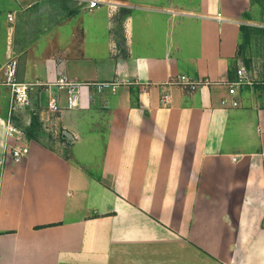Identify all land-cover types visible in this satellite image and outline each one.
<instances>
[{
  "label": "crops",
  "instance_id": "obj_1",
  "mask_svg": "<svg viewBox=\"0 0 264 264\" xmlns=\"http://www.w3.org/2000/svg\"><path fill=\"white\" fill-rule=\"evenodd\" d=\"M107 1L0 0V54L16 21L17 78L42 82L12 120L35 119L20 161L0 103V264H264V34L253 84L221 104L253 1ZM181 73L211 82L163 84ZM61 75L118 84L68 109Z\"/></svg>",
  "mask_w": 264,
  "mask_h": 264
},
{
  "label": "built area",
  "instance_id": "obj_2",
  "mask_svg": "<svg viewBox=\"0 0 264 264\" xmlns=\"http://www.w3.org/2000/svg\"><path fill=\"white\" fill-rule=\"evenodd\" d=\"M86 7L88 9L95 8L100 4L107 3V0H85ZM10 16V14H9ZM15 63L13 61L12 68H9L8 75L6 77V83L11 86V108L10 115L7 117V129L6 134L9 138L7 142V151L8 154L14 161H20L27 153L29 152V146L26 143L27 138L24 131L17 127L12 121V109L19 108L29 104L30 90L37 83L32 82H21L16 81L14 78L15 72ZM9 66V67H10ZM236 75L232 80L227 81L228 84V93L231 95L230 98L224 97L221 99L222 105H237L238 99L235 97L240 88L246 85H252L254 80L247 68V66L242 63L240 60L236 65ZM211 81L208 78H199L194 79L187 74L181 73L173 78L165 81L163 84H178L184 89L195 90L200 86L209 84ZM39 84V83H38ZM92 84L97 92L103 91L106 87L114 88L115 84H118L116 81H78L74 79H68L65 75H61L55 81L48 83V85L56 86L57 89L65 88L67 90V95L65 99V108L71 109L80 105L81 96H82V87L85 85ZM169 92L164 90L160 101L163 104H167L169 101ZM47 107L51 112L60 111L63 106L60 103V97L58 95H52L48 100ZM12 140V141H10Z\"/></svg>",
  "mask_w": 264,
  "mask_h": 264
},
{
  "label": "rangeland",
  "instance_id": "obj_3",
  "mask_svg": "<svg viewBox=\"0 0 264 264\" xmlns=\"http://www.w3.org/2000/svg\"><path fill=\"white\" fill-rule=\"evenodd\" d=\"M253 1V9H252V14L255 18H257L258 21H256L255 24L248 26L247 29H245V33L243 34V39L241 42V46L239 48V52H238V56H239V60L244 63L245 65H250L251 63V56L253 54V52H255L258 49V45L256 44L255 46H253V42L258 40V38H260V36L263 34V31L260 29V27H264V0H252ZM47 13H49V11H47ZM35 14V13H34ZM33 16V15H32ZM27 17V15H26ZM29 18V16H28ZM30 21L33 19H29ZM35 21V20H34ZM11 25H13V31L10 34L9 37V42L11 46H14L17 48L15 49L14 52H11L10 55L7 57V53H3L2 55L0 54V103H4L6 101V104L8 105L7 107V116H9L10 114V108H11V86L9 84H7L6 81V77L8 75V71L9 68H12V64L13 61H16L15 63V72H14V78L16 81H21V82H32V83H40L41 81L38 79V77L36 78H32L30 80H19L17 78V67L18 64L20 63V56L21 54L18 53V50L22 49L23 47H25L26 42H30L33 40V36L32 34L29 35V37L25 36V35H21V29L20 28H16L17 24L16 21L15 23H10ZM248 33V35H247ZM7 32H4V34H2V36L0 35V41H1V45L5 48V46L7 45ZM245 37L248 38V40L245 39ZM3 39V40H2ZM248 41V43L244 44V42ZM244 44V45H243ZM5 54V55H4ZM23 54H25L23 52ZM22 54V55H23ZM11 65V66H10ZM10 66V67H9ZM19 70V68H18ZM23 71V70H22ZM42 83V82H41ZM35 84L36 86H39ZM35 85L33 86V88L30 90V98H29V104L25 105V106H21L19 108H15L12 109V120L13 117H17V114L20 112V109H28V112L32 111H36V104H37V97H35V93L32 94V91L37 89L35 87ZM37 92V91H36ZM24 114H22V116H20L21 120L18 121V123H15V125L19 128H21L25 135L28 134L29 131H31L32 126H30V124H25V120H24ZM17 119H19L17 117ZM41 122V121H40ZM39 123V122H37ZM37 125V124H36ZM42 126V125H41Z\"/></svg>",
  "mask_w": 264,
  "mask_h": 264
},
{
  "label": "trees",
  "instance_id": "obj_4",
  "mask_svg": "<svg viewBox=\"0 0 264 264\" xmlns=\"http://www.w3.org/2000/svg\"><path fill=\"white\" fill-rule=\"evenodd\" d=\"M243 29H245V26H244V25H243ZM260 29L263 31V34H264V27H263V28L260 27ZM34 114H35V113H33V119L36 117ZM34 120H35V119H34ZM34 120L32 121L33 123H31V124H32V128H33V126H35V122H34ZM33 131H34V129H32L31 131H29V132H28V135L31 136L32 133H33Z\"/></svg>",
  "mask_w": 264,
  "mask_h": 264
}]
</instances>
